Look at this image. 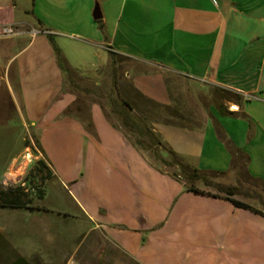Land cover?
Wrapping results in <instances>:
<instances>
[{
    "label": "crops",
    "instance_id": "obj_1",
    "mask_svg": "<svg viewBox=\"0 0 264 264\" xmlns=\"http://www.w3.org/2000/svg\"><path fill=\"white\" fill-rule=\"evenodd\" d=\"M32 12L31 22L0 17V28L25 27L0 35L1 124L7 136H29L20 134L24 146L5 172L0 156V194L5 178L28 171L23 158L37 138L36 159L78 216L138 264H264V217L188 191L104 104L81 106L93 96L84 90L120 79L162 106L189 97L199 124L155 122L164 144L201 173L227 174L230 141L248 157V176L264 182V0H33ZM50 36L81 90L66 81ZM111 52L129 64L115 79Z\"/></svg>",
    "mask_w": 264,
    "mask_h": 264
},
{
    "label": "rangeland",
    "instance_id": "obj_2",
    "mask_svg": "<svg viewBox=\"0 0 264 264\" xmlns=\"http://www.w3.org/2000/svg\"><path fill=\"white\" fill-rule=\"evenodd\" d=\"M96 7V6H95ZM0 17L11 16L17 22L33 21V0H0ZM61 41L62 38H59ZM124 65L127 61L121 60ZM175 85L180 90V83ZM181 91H178L180 94ZM110 98L126 100L134 108V112L153 127L155 122L163 121L159 117L161 111L153 108L141 100L131 88L128 79H120L115 85L109 84L93 90L90 98L82 97L83 108H87L92 101H98L108 109V115L113 123L121 127L120 119L112 112ZM219 96L213 97V103L219 104ZM174 108L180 111L192 124L198 123V111L189 97L178 95ZM1 111V110H0ZM3 112H0V124L3 122ZM7 130L0 125V156H3L1 168L5 172L9 166V156H16L22 150L24 143L19 144L21 134L27 136L26 131L19 129L7 136ZM135 140L137 135L129 134ZM16 137V138H15ZM146 142L147 140L144 139ZM29 146L23 161L30 164L28 171L9 178H5L2 192L9 188L23 187L26 192L25 200L28 209H5L0 206V264H11L19 258L26 259L30 264H138L134 259L109 241L106 235L96 229L88 219L78 216L70 195L54 183L48 171L36 169L38 154V140ZM160 157L172 161L171 155H166L160 148ZM31 154V163L27 155ZM152 161L163 170L170 173L178 172L163 164L153 152H147ZM28 178V179H27ZM211 184L200 186L222 197H232L264 211V185L251 179L243 164L236 165L226 175L210 174ZM1 192V193H2ZM1 195V194H0ZM47 195V197H46ZM46 198V199H45Z\"/></svg>",
    "mask_w": 264,
    "mask_h": 264
},
{
    "label": "trees",
    "instance_id": "obj_3",
    "mask_svg": "<svg viewBox=\"0 0 264 264\" xmlns=\"http://www.w3.org/2000/svg\"><path fill=\"white\" fill-rule=\"evenodd\" d=\"M98 22L101 23V21ZM24 28L25 27H19V29L21 30ZM101 29H102V25H101ZM50 41L52 42L54 49L56 51L59 65L62 71L67 76L66 81L68 83H71L75 89L81 90V88L74 82L71 72L67 69L63 59L62 52L55 43V39L53 36H50ZM110 58H111V67L115 79L117 77V72H118L117 67L120 61L123 60L124 58L120 57L118 54H115L113 52H111ZM114 85H115V80H114ZM131 88L141 100L145 101L153 108L161 111L159 117L161 119L162 117H164L163 122L169 125H176L183 127H187V125L191 124L188 118L184 116L180 111L176 110L174 107L162 106L156 103L155 101L150 100L149 98L142 95L140 92L134 89L132 85ZM83 92L86 94L93 93L92 90H84ZM232 97H234L233 94L229 92H226L223 95V98L225 99H232ZM109 104L111 106L112 112L120 119L121 128L128 135L129 134L137 135V138L134 140V144L141 150H144L146 152H153L155 157L158 158L166 166L178 168L179 171L174 172L173 176L179 177L180 179L184 180L188 185V191L198 194H207L214 198L225 199L230 203H232L237 208L249 210L257 215L264 217V211L254 208L253 206L249 205L246 202L232 198L230 196L222 197L220 195L212 194L211 192H206L204 190L199 189L197 186L200 184L204 186L205 185L209 186L211 184V180L209 179L210 174L220 176V175H226V173H201L198 169L189 166L183 158L178 156L173 150H171L170 148H168L166 144H164L161 138L154 132L153 127L151 128L150 126H148L146 124V121L134 112V108L131 105V103H129L126 100H118L116 98H110ZM221 136L223 138V134H221ZM144 139H146L147 142ZM228 145L230 147V151L234 158L233 166L235 164L237 168H240V166L243 164V166L246 169L248 164V157L244 154L242 150L236 148L232 144V142L228 141ZM38 147L42 151L39 143H38ZM161 147L163 148L166 155H171L174 158V160L168 161L166 160V158H161L160 157L161 155L159 153ZM35 170H39L41 172L47 170L48 175L52 176V173L49 170V167L44 160H39L37 162L36 169L35 168L32 169L29 175L33 174ZM250 178L264 185V182H262L261 180L254 179L252 177ZM25 196H26L25 189L21 186L4 190L0 195V206L5 209H14V210L28 209L29 203L24 199ZM11 264H30V263L24 258H19Z\"/></svg>",
    "mask_w": 264,
    "mask_h": 264
},
{
    "label": "built area",
    "instance_id": "obj_4",
    "mask_svg": "<svg viewBox=\"0 0 264 264\" xmlns=\"http://www.w3.org/2000/svg\"><path fill=\"white\" fill-rule=\"evenodd\" d=\"M34 35H37L39 33H41L40 31H36L34 30ZM20 34V29L18 26H13V25H8V26H4L2 28H0V35L2 37H7V38H11V37H16ZM2 83V78L0 77V84ZM27 157L29 158V160L31 159V154L27 155Z\"/></svg>",
    "mask_w": 264,
    "mask_h": 264
},
{
    "label": "water",
    "instance_id": "obj_5",
    "mask_svg": "<svg viewBox=\"0 0 264 264\" xmlns=\"http://www.w3.org/2000/svg\"><path fill=\"white\" fill-rule=\"evenodd\" d=\"M94 19L96 21H99L102 19V14L100 12V9L98 8V6L96 7L95 11H94Z\"/></svg>",
    "mask_w": 264,
    "mask_h": 264
}]
</instances>
